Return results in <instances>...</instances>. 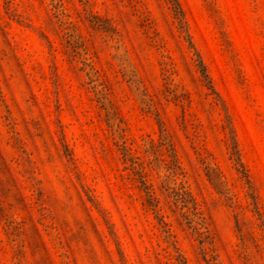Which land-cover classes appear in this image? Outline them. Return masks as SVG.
I'll return each mask as SVG.
<instances>
[{"label":"rangeland","instance_id":"1","mask_svg":"<svg viewBox=\"0 0 264 264\" xmlns=\"http://www.w3.org/2000/svg\"><path fill=\"white\" fill-rule=\"evenodd\" d=\"M179 2L0 0V264H264V0Z\"/></svg>","mask_w":264,"mask_h":264},{"label":"trees","instance_id":"2","mask_svg":"<svg viewBox=\"0 0 264 264\" xmlns=\"http://www.w3.org/2000/svg\"><path fill=\"white\" fill-rule=\"evenodd\" d=\"M169 1L172 3V5H177V8H176L177 14L183 15V11L181 9V6H180L181 4L179 0H169ZM204 76H208L207 73L204 72ZM256 214H257V218L261 221L260 226H264V220L262 219L261 213L257 210Z\"/></svg>","mask_w":264,"mask_h":264}]
</instances>
